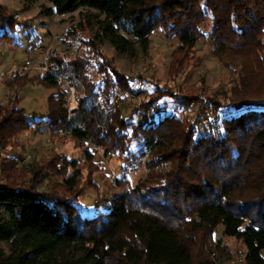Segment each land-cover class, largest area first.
Wrapping results in <instances>:
<instances>
[{"label": "trees", "instance_id": "1", "mask_svg": "<svg viewBox=\"0 0 264 264\" xmlns=\"http://www.w3.org/2000/svg\"><path fill=\"white\" fill-rule=\"evenodd\" d=\"M48 1V15L86 8L105 19L83 21L65 34L74 41L77 31H91L82 54L51 58L72 77L83 106L79 116L71 118L63 107L68 93L58 77L37 79L50 92L45 118L20 107L18 93L30 84V73L16 69L7 79L10 96L0 104V212L7 217L0 220V264H220L231 255L222 239L215 240L220 227L244 246V264H264V0ZM16 15L0 5V43L21 38ZM204 29L213 31L214 56L234 77L217 94L126 76L103 52L107 42L128 51L130 41L119 31L148 45L161 30L179 42L169 69L176 83L195 58ZM136 83H150L154 91L125 116V98L114 103L112 96H138ZM168 101L175 111H167ZM206 108L212 117L204 130ZM35 127L120 160L146 155L147 177L134 188L124 177L117 180L123 191L110 207L86 215L80 198L87 188L98 191L95 175L104 171L93 155L71 160L53 154L22 167L4 157Z\"/></svg>", "mask_w": 264, "mask_h": 264}, {"label": "rangeland", "instance_id": "2", "mask_svg": "<svg viewBox=\"0 0 264 264\" xmlns=\"http://www.w3.org/2000/svg\"><path fill=\"white\" fill-rule=\"evenodd\" d=\"M0 5H7L16 14H19L20 19L26 25H30V31L23 32L21 38H15L12 43L2 42L0 45L3 47L0 49V59L4 56V61L0 64V104H6L10 96V90L7 87L8 77L14 70L20 69L26 60H31L33 64L40 65L43 61V55L48 53L51 58L57 55L65 58L66 61L73 59L76 54H82L86 48L82 41H89L91 31H77L74 41L65 38V34L74 27L73 25H79L83 21L87 25V21L97 23L105 19L98 11L86 8L71 15H48L52 8L48 0H36L32 4L27 0H0ZM119 33L129 39L128 51H119L113 48L110 42H107L103 47V52L112 60L117 70L126 76L136 77L141 74L149 79H156L162 85H167L170 88L182 84L184 91L194 90L205 95L228 90L234 80L228 68L214 56L212 30L204 29L205 36L196 46L195 58L190 60L188 67L179 74L176 83L171 81L169 75L172 54L179 46L175 37L167 38L161 30H158L152 34L151 42L146 45L133 36L120 31ZM27 34L29 37L26 36ZM35 38L36 41L33 43ZM26 72L30 73L31 82L18 93L21 100L20 107L28 113H36L39 118H45L50 92L37 85V79L41 75L40 71L30 70ZM137 88L138 96H124L119 92H115L112 96L114 103H118L120 98H125V116H129L133 107L154 91V86L150 83H138ZM74 100L80 104L77 103L78 107L75 110H80V113L72 114L70 112V104L74 101L69 94L68 101L63 106L68 109L72 118L79 116L83 110V106L77 97V91ZM168 103L167 111H175L174 103L172 101H168ZM163 107L164 103L161 104L162 110ZM162 113L164 112L162 111ZM189 114L193 115V113ZM183 115L182 113L179 114L180 117ZM207 117H212V112L208 108H206L201 120V126L204 130L207 125ZM157 118L158 115H156ZM136 150L137 148L134 149V151ZM86 153L93 155L96 162L104 164V171L95 175L98 191L87 188L80 198V210L86 215L106 211L110 207L112 199L123 191L118 186L117 180L124 177L134 188L147 177L148 157L146 155L144 157L137 155L135 160H120L117 155L105 156L102 151L90 143L81 148L75 141H60L58 137L52 138L46 128L35 127L31 131L23 133L20 148L9 151L4 157L17 159L19 166L22 167L34 161L42 163L51 159L53 154L64 155L71 160H81ZM3 183L4 180L0 176V185ZM47 184L48 182L45 180L42 186L43 191L47 190ZM1 219H7L2 212H0ZM223 230L224 228L220 227L215 231V240L222 239L228 246L231 255L222 256L220 264H244V246L234 238L225 237ZM1 246L8 254V244Z\"/></svg>", "mask_w": 264, "mask_h": 264}, {"label": "built area", "instance_id": "3", "mask_svg": "<svg viewBox=\"0 0 264 264\" xmlns=\"http://www.w3.org/2000/svg\"><path fill=\"white\" fill-rule=\"evenodd\" d=\"M16 19L18 20V22H20V24L23 22L20 19L19 14L16 15ZM20 24L17 27V35L18 36L20 34H22L23 32L30 31V25L22 27ZM19 70L22 72H26V71H30V70H38V71H40L41 75H43V76L53 75V76L58 77L60 79V87L62 88V90L67 92L70 95V98H72L74 102H77L74 100L75 94H76V86L73 83L71 75H69L67 72L61 70L55 63H53L51 61V57H50L49 53L43 55V61L40 65H35V64H33V62L31 60H26L25 63L23 65H21ZM74 102H72V104ZM77 103L79 104V102H77ZM72 104H70V112L72 114H75L78 112L80 113V110L79 111H73ZM70 112H69V116L72 118Z\"/></svg>", "mask_w": 264, "mask_h": 264}, {"label": "crops", "instance_id": "4", "mask_svg": "<svg viewBox=\"0 0 264 264\" xmlns=\"http://www.w3.org/2000/svg\"><path fill=\"white\" fill-rule=\"evenodd\" d=\"M3 6H6L7 7V5H3ZM0 45H1V43H0ZM0 49H3V47L0 46ZM3 55H5V54H3ZM3 61H4V56L2 57V59H0V64H2ZM8 90H9V88H8Z\"/></svg>", "mask_w": 264, "mask_h": 264}, {"label": "bare ground", "instance_id": "5", "mask_svg": "<svg viewBox=\"0 0 264 264\" xmlns=\"http://www.w3.org/2000/svg\"><path fill=\"white\" fill-rule=\"evenodd\" d=\"M77 102H74L73 104H72V109H73V111H75L76 109H77Z\"/></svg>", "mask_w": 264, "mask_h": 264}]
</instances>
